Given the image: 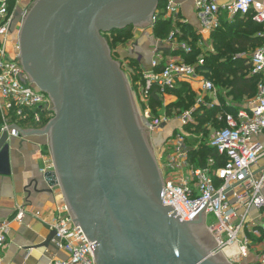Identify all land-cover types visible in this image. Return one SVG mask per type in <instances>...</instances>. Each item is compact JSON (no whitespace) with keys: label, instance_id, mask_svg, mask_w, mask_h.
<instances>
[{"label":"water","instance_id":"water-1","mask_svg":"<svg viewBox=\"0 0 264 264\" xmlns=\"http://www.w3.org/2000/svg\"><path fill=\"white\" fill-rule=\"evenodd\" d=\"M179 0H35L19 35L24 70L54 102L48 136L58 184L77 226L95 242V264H230L205 226L163 205L165 184L130 82L105 35L152 25L162 3ZM8 133L0 175L11 174ZM56 236L52 231L44 247Z\"/></svg>","mask_w":264,"mask_h":264},{"label":"built area","instance_id":"built-area-1","mask_svg":"<svg viewBox=\"0 0 264 264\" xmlns=\"http://www.w3.org/2000/svg\"><path fill=\"white\" fill-rule=\"evenodd\" d=\"M220 1L193 0L202 31L213 33L217 30L221 12L225 10L230 16H252L262 25L260 35L264 38V4L255 0H226L221 5ZM17 4L18 1L13 6L14 0H0V138L4 133H8V137L23 135L18 129L9 130L8 126L12 125L25 131L43 130L56 114L51 97L31 82L18 58L20 43L14 40L12 28ZM179 14L177 1H168L163 9L157 10L152 25L140 29L153 28L162 15L167 19ZM159 43L170 53L166 55L159 45L156 46L147 69L136 57L146 80L135 94L140 104L148 103L154 85L158 86L164 100L170 95L168 91L185 86L198 95L195 110L209 106L205 103L206 97L214 100L210 107H220L215 83L201 70L206 64V54L199 57L198 63H187L181 54L174 53L182 51L188 55L192 48L180 42L174 32ZM202 45L204 41L200 38L198 46ZM251 67V74L260 77L258 93L236 114H218V120L224 122L225 127L214 132L209 144L217 151L218 158L208 159L205 167L194 166L187 147L191 134L186 128L195 124L194 110L183 112L172 120L164 115L155 125L150 122V108L144 111L150 130L157 127L163 131L172 123H178L161 145L158 161L156 158L165 184L163 205H173L182 223H190L205 207V226L219 245L215 254L221 251L230 264H243L250 258L249 264H264V46L252 54ZM44 119H48L45 126ZM210 216L214 223L209 226ZM23 218L24 213L20 212L16 220L21 222ZM52 231L56 233L53 241L57 249L68 257L53 259L51 264H95L96 243L88 241L80 225L76 227L65 197L56 210ZM8 243L9 226L3 223L0 225V261ZM229 250H233L230 255L227 254Z\"/></svg>","mask_w":264,"mask_h":264},{"label":"crops","instance_id":"crops-1","mask_svg":"<svg viewBox=\"0 0 264 264\" xmlns=\"http://www.w3.org/2000/svg\"><path fill=\"white\" fill-rule=\"evenodd\" d=\"M255 1L264 4V0ZM225 2L226 0H221L220 4ZM177 3L180 22L192 26L205 43L213 45V33L202 31L201 19L193 0H179ZM221 19L232 22L234 16L222 10L220 25ZM136 35L135 51L130 53L141 60L147 69L152 60L153 49L158 45L162 50L167 47L161 46L160 39L157 41L152 28L144 29V32ZM258 48L260 47L249 48L236 57L251 60ZM176 100V96L169 95L165 102L173 104ZM177 125L174 122L171 128ZM8 143L11 174L0 175V225L6 223L9 226V243L1 255L0 264H51L53 259H66L67 253L57 249L54 241L48 247L43 246L52 232L56 210L64 197L61 187L58 184L50 185L46 178L55 171L48 136L35 134L9 137ZM20 212L24 213L21 222L16 220Z\"/></svg>","mask_w":264,"mask_h":264},{"label":"trees","instance_id":"trees-1","mask_svg":"<svg viewBox=\"0 0 264 264\" xmlns=\"http://www.w3.org/2000/svg\"><path fill=\"white\" fill-rule=\"evenodd\" d=\"M166 3L160 5V9L165 7ZM16 0H14V5ZM14 8V7H13ZM12 8V10H13ZM176 19V21H175ZM181 16L166 19L160 16L156 23L153 25L152 31L156 39L165 40L171 33H177L179 41L186 42L192 48L191 54L175 52L174 54H181L189 64H195V60L202 52L199 49L198 41L200 36L194 31L192 26L180 22ZM220 27L212 34L213 45L216 48L215 52H209L205 55L206 64L201 70L206 72V76L213 82L226 87L228 96L236 101L244 98L253 99L258 93V83L260 77L251 74V60L236 57L237 54L246 52L249 48L255 49L264 46V38L258 33H262V25L256 23L252 16L242 17L240 15L234 16L232 22L224 21L221 19ZM178 21V23H177ZM134 27L127 28L123 31L114 32L105 35L109 45V40L112 36H117L115 42H120L122 38L128 36V40L133 37ZM126 40V39H125ZM123 41V40H122ZM166 55L170 51L164 48ZM114 55L115 53L111 51ZM112 55V56H113ZM114 57V56H113ZM128 62L127 68L132 76V88L136 94L139 93L140 87L144 86L146 80L143 74V67L136 57H126ZM125 67V66H124ZM159 72L161 69L158 70ZM168 94L176 96L175 103L165 106L164 97L162 96L157 85H154L150 91L149 101L143 105L144 109L150 108L151 114L155 119L161 117L162 113L170 117L174 110L182 113L192 108L196 103V94L185 86H178L174 90L168 91ZM223 101V100H222ZM220 107H203L198 109L195 113L196 120L199 121L197 127L198 132L204 131L208 122H213L214 128L217 130L225 127L224 122H219L217 116L220 112H229L236 114L241 108V105L225 106V101L222 102ZM48 119H44L43 125L45 126ZM1 127V117H0ZM213 127V126H212ZM199 143L198 148L189 149L191 162L195 167H205L208 159L218 158L217 151L205 144V141L195 140Z\"/></svg>","mask_w":264,"mask_h":264},{"label":"rangeland","instance_id":"rangeland-1","mask_svg":"<svg viewBox=\"0 0 264 264\" xmlns=\"http://www.w3.org/2000/svg\"><path fill=\"white\" fill-rule=\"evenodd\" d=\"M18 1V4L15 8V12H14V15L18 16L19 18H22L26 15L28 9L30 8V6L32 5V3L35 1V0H16ZM13 12V11H12ZM173 17H170V18H167V19H172ZM176 21V20H175ZM178 23V21H177ZM15 26V25H14ZM148 29L145 28V30ZM144 32V29H140V28H134L133 30V37H131L129 40H128V36H126L125 38H122L120 42L116 41L115 42V38L117 36H112L109 40V47L111 49V51H113L115 54L113 55L114 57V60L118 63L121 64L122 66V69H123V72L125 73L126 77L128 78V81L130 82V88H131V92H132V96H133V100H134V103H135V106H136V109H137V112H138V115L140 117V120H141V123H142V126L149 129L147 124H146V121H145V118H144V107L140 104V101L137 100L136 96H135V91L133 90L132 88V76L130 75V71L129 69L127 68V65H128V62L127 60L125 59L126 57H133L131 56L133 53H134V48L136 46V42H137V38L138 36L136 34H140L141 31ZM135 31V32H134ZM20 32H21V26H15L14 27V40L18 39L19 40V35H20ZM177 34V33H176ZM126 39V40H125ZM123 40V41H122ZM158 41V39H157ZM181 42V41H180ZM207 44V45H206ZM132 49V50H131ZM200 51L202 52V54H208L209 52H213V51H216V48L214 47V45H212V43L208 44V43H205L204 42V45H202V47L200 46L199 47ZM130 51H132L130 53ZM130 54V55H129ZM201 54V55H202ZM148 55V54H147ZM200 55V56H201ZM199 56V57H200ZM199 57H197V59L195 60V63H198V60H199ZM125 66V67H124ZM215 83V82H214ZM216 85V88H217V91H218V95H217V100H219V104H223L222 102L225 101V106H231V105H241L243 106L244 104H246L247 102H249L251 99H242L240 101H236L234 100L232 97H229L228 96V90H226V87L222 86V85H219L217 83H215ZM197 94H196V99H197ZM223 100V101H222ZM213 99L209 98V97H206L205 98V103L209 106L207 107H210V103H213ZM175 103V102H174ZM164 105L165 106H169L171 104H166L165 100H164ZM196 105V103H195ZM195 105L190 108L189 110H186V111H190V110H194V115L196 113V111L198 109L195 110ZM224 105V104H223ZM205 107V106H204ZM201 109V108H200ZM184 111V112H186ZM183 113V112H182ZM182 113H179L178 110H174L173 114L169 117L170 120L172 119H176L178 116H180ZM165 113H162L161 114V117L164 116ZM160 118L158 119H155L152 114H151V123H154V125L157 123V120H159ZM194 120H195V124L194 125H191V126H188L186 128V131L187 133H190L191 134V137L188 138L187 140V147H189L190 149L191 148H194L199 146V143H195L193 141L195 140H200V141H205V144L209 146L210 142H211V139L213 137V134L215 131L217 130H220L221 128L219 129H215L214 128V125H213V122H208L205 124L206 128L204 131H201V132H198V125H199V121L196 120L195 116H194ZM221 122V121H219ZM213 126V127H212ZM170 130H171V127H167L165 130H159L157 129V127H154L153 130H150L149 129V141H150V144L153 148V153L155 155V158H157V161L159 159V153L161 152V149H163L161 147V145L163 144L164 140L166 139V137H168L169 133H170ZM214 223V220H213V217L210 216L207 220V224L210 226ZM216 248L212 249L210 251V253L212 254V256L216 255V251H215ZM230 253V252H229ZM228 254V253H227ZM252 261V258L246 260L243 264H249L250 262Z\"/></svg>","mask_w":264,"mask_h":264},{"label":"flooded vegetation","instance_id":"flooded-vegetation-1","mask_svg":"<svg viewBox=\"0 0 264 264\" xmlns=\"http://www.w3.org/2000/svg\"><path fill=\"white\" fill-rule=\"evenodd\" d=\"M16 10H14V12H15ZM13 12V13H14ZM26 17H22V18H19L17 15L15 16H13V21H12V28L14 29V27L15 26H21V28H22V25H23V22H24V19H25ZM15 25V26H14Z\"/></svg>","mask_w":264,"mask_h":264},{"label":"bare ground","instance_id":"bare-ground-1","mask_svg":"<svg viewBox=\"0 0 264 264\" xmlns=\"http://www.w3.org/2000/svg\"><path fill=\"white\" fill-rule=\"evenodd\" d=\"M230 252V253H229ZM233 252V250H229L227 251L228 255H230Z\"/></svg>","mask_w":264,"mask_h":264}]
</instances>
